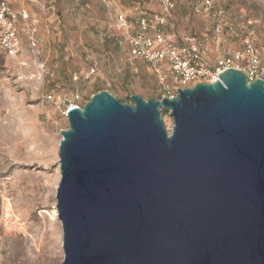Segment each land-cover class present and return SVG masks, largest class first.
Instances as JSON below:
<instances>
[{
    "label": "water",
    "instance_id": "water-1",
    "mask_svg": "<svg viewBox=\"0 0 264 264\" xmlns=\"http://www.w3.org/2000/svg\"><path fill=\"white\" fill-rule=\"evenodd\" d=\"M130 99L100 90L68 111L62 264H264V80L231 67Z\"/></svg>",
    "mask_w": 264,
    "mask_h": 264
},
{
    "label": "rangeland",
    "instance_id": "rangeland-1",
    "mask_svg": "<svg viewBox=\"0 0 264 264\" xmlns=\"http://www.w3.org/2000/svg\"><path fill=\"white\" fill-rule=\"evenodd\" d=\"M8 1L18 13L21 49L17 57L0 50V264H62L64 233L55 205L61 130L69 123L47 95L78 93L81 106L100 90L131 104L134 93L166 96L153 68L130 58L115 22L120 11L135 21L139 12L161 8L155 0ZM175 2L163 29L177 44L195 37L214 66L250 43L264 66V0H215L226 10L220 36L214 11L202 0ZM248 64V57L240 62L242 69ZM162 116L171 132L169 110Z\"/></svg>",
    "mask_w": 264,
    "mask_h": 264
},
{
    "label": "built area",
    "instance_id": "built-area-1",
    "mask_svg": "<svg viewBox=\"0 0 264 264\" xmlns=\"http://www.w3.org/2000/svg\"><path fill=\"white\" fill-rule=\"evenodd\" d=\"M155 1L160 5V12L150 15L139 12L136 30L133 22L121 11L115 15V22L126 35L130 58L147 62L152 66L163 84L166 96L174 97L178 88L190 87L197 82H214L218 79L219 73L228 68L242 69L240 62L246 57L249 59V64L242 70L247 74L248 80L258 78L264 80V66L250 43L243 51L224 57L214 66L205 61L204 52L195 37H186L183 44H177L163 29L173 16L176 8L175 0ZM201 6L206 11H214L213 30L220 36L226 25V10L217 5L215 0H202ZM17 22L18 13L9 1L0 0V50L12 57H17L21 49ZM31 40L35 45L32 36ZM165 80H171L174 86H170ZM47 98L66 116L71 107L81 106L77 103L78 93L70 97L48 94Z\"/></svg>",
    "mask_w": 264,
    "mask_h": 264
},
{
    "label": "trees",
    "instance_id": "trees-1",
    "mask_svg": "<svg viewBox=\"0 0 264 264\" xmlns=\"http://www.w3.org/2000/svg\"><path fill=\"white\" fill-rule=\"evenodd\" d=\"M146 15H148L147 13H146ZM132 22H133V26L135 25V28L137 27L138 28V18L134 21V20H132V19H130ZM135 28H134V30H135ZM136 28V29H137ZM124 35H125V33H124ZM125 38H126V35H125ZM147 63V62H146ZM147 64H149V63H147ZM149 66H151L150 64H149ZM152 67V66H151ZM154 71V70H153ZM154 99V98H153ZM121 101V100H120ZM122 102V101H121Z\"/></svg>",
    "mask_w": 264,
    "mask_h": 264
},
{
    "label": "bare ground",
    "instance_id": "bare-ground-1",
    "mask_svg": "<svg viewBox=\"0 0 264 264\" xmlns=\"http://www.w3.org/2000/svg\"><path fill=\"white\" fill-rule=\"evenodd\" d=\"M53 190V189H52ZM53 192V191H52ZM51 193V192H50ZM51 196H53V195H51ZM48 197V196H47ZM49 198V197H48ZM50 200H53L52 198H49ZM54 219H55V217H54ZM55 224H56V222H55ZM57 225V224H56Z\"/></svg>",
    "mask_w": 264,
    "mask_h": 264
}]
</instances>
